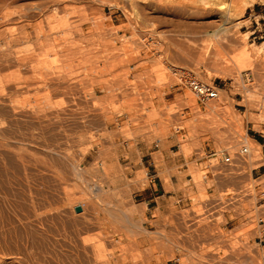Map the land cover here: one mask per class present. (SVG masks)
<instances>
[{"label": "rangeland", "instance_id": "obj_1", "mask_svg": "<svg viewBox=\"0 0 264 264\" xmlns=\"http://www.w3.org/2000/svg\"><path fill=\"white\" fill-rule=\"evenodd\" d=\"M249 1L0 0V264H264V0L232 15ZM147 168L174 196L158 222Z\"/></svg>", "mask_w": 264, "mask_h": 264}, {"label": "built area", "instance_id": "obj_2", "mask_svg": "<svg viewBox=\"0 0 264 264\" xmlns=\"http://www.w3.org/2000/svg\"><path fill=\"white\" fill-rule=\"evenodd\" d=\"M172 75L176 78L177 84L186 87L199 103L206 104L208 102L218 101L219 93H220V89L218 88V86L214 84H207L205 82H202L195 75L188 73V72L176 70V69L172 70ZM247 75L249 74L245 75L246 80H248ZM182 130L183 128L179 126L174 128L175 134L180 133ZM247 152H248L247 148L242 147L239 151V156L243 157L247 154ZM216 155H217L216 152L211 153V156H216ZM149 167L154 168L153 160H150ZM155 179L156 178L154 174H152L148 170V168L145 169L144 180L146 181L147 185L154 183ZM141 204H144L146 208L149 205L148 202L146 201L141 202ZM262 217H264V214H262ZM257 223L260 226H264V218H258ZM262 232H263V237H264V229ZM256 243H259L258 239H256ZM177 261L178 259L175 260V262Z\"/></svg>", "mask_w": 264, "mask_h": 264}, {"label": "crops", "instance_id": "obj_3", "mask_svg": "<svg viewBox=\"0 0 264 264\" xmlns=\"http://www.w3.org/2000/svg\"><path fill=\"white\" fill-rule=\"evenodd\" d=\"M256 14H257V16H260L258 13H256ZM259 137L261 138L263 136H261L259 134L253 135V140L257 144H259L262 148H264V144L261 145L258 141ZM250 141H252V140L250 139ZM261 142L264 143V140H262ZM256 146H258V145H256ZM149 164H150V160L147 161V167H149ZM260 172H262V174H264V167H261L259 170H257L255 172V174H259ZM154 176L156 178L154 183L147 185V187L139 193V196L141 197L140 202L146 201L149 204L147 207V209L149 211L147 218L149 219L150 222H158V219L153 217V213L156 210H158L160 213H164L165 207L167 206L166 203H167L168 199L173 197L172 195H168L169 192L166 191V186L163 183L162 179L158 176V174L155 173ZM172 182L173 181L171 180V185L173 188H175L177 184L172 183ZM149 226L151 227V224Z\"/></svg>", "mask_w": 264, "mask_h": 264}, {"label": "bare ground", "instance_id": "obj_4", "mask_svg": "<svg viewBox=\"0 0 264 264\" xmlns=\"http://www.w3.org/2000/svg\"><path fill=\"white\" fill-rule=\"evenodd\" d=\"M252 1L253 0H250L249 2H246V3H244V4H240V5H238V6H235L234 8H233V13H232V15L234 16V17H237V16H239V15H242V12H243V10L246 8V7H248L251 3H252ZM225 4H223V3H221V4H219L218 5V8L219 9H225V6H224ZM229 7V6H228ZM230 12V11H229ZM202 53H200L201 54V57L200 58H204L205 56H206V53H207V50L205 51H201ZM216 55L218 56L219 55V52L218 51H216ZM219 57V56H218ZM218 57H216V58H218ZM172 71V70H171ZM222 73V72H221ZM220 73V74H221ZM251 75H247V79L248 80H250L251 78ZM220 92H222L221 90H220ZM254 150V149H253Z\"/></svg>", "mask_w": 264, "mask_h": 264}, {"label": "water", "instance_id": "obj_5", "mask_svg": "<svg viewBox=\"0 0 264 264\" xmlns=\"http://www.w3.org/2000/svg\"><path fill=\"white\" fill-rule=\"evenodd\" d=\"M74 211H75V213H81L82 212L81 207H79V206L75 207Z\"/></svg>", "mask_w": 264, "mask_h": 264}]
</instances>
